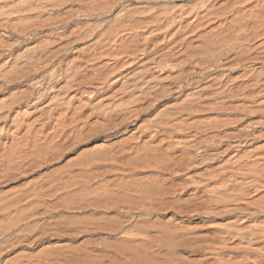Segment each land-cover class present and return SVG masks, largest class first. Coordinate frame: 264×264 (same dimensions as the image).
Masks as SVG:
<instances>
[{
  "label": "bare ground",
  "instance_id": "6f19581e",
  "mask_svg": "<svg viewBox=\"0 0 264 264\" xmlns=\"http://www.w3.org/2000/svg\"><path fill=\"white\" fill-rule=\"evenodd\" d=\"M0 264H264V0H0Z\"/></svg>",
  "mask_w": 264,
  "mask_h": 264
}]
</instances>
